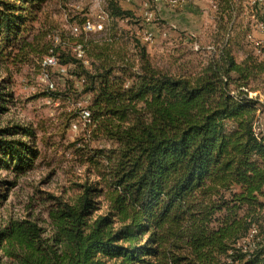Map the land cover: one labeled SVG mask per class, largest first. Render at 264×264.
Wrapping results in <instances>:
<instances>
[{
	"label": "trees",
	"instance_id": "trees-1",
	"mask_svg": "<svg viewBox=\"0 0 264 264\" xmlns=\"http://www.w3.org/2000/svg\"><path fill=\"white\" fill-rule=\"evenodd\" d=\"M238 1L215 0L225 30ZM44 2L0 0V67L45 54L71 66L91 97L92 131L110 147L88 150L102 180L56 202L49 235L27 218L1 220L0 264H264V134L259 97L249 95L264 81V42L263 56L237 60L241 41L228 32L199 72L175 75L152 66L144 48L131 61L115 40L74 39L83 58L40 43L32 32ZM106 9L113 20L133 16L116 0ZM7 81L0 114L13 98ZM35 137L23 125L0 128V171L32 169ZM15 185L0 179V209Z\"/></svg>",
	"mask_w": 264,
	"mask_h": 264
},
{
	"label": "rangeland",
	"instance_id": "rangeland-1",
	"mask_svg": "<svg viewBox=\"0 0 264 264\" xmlns=\"http://www.w3.org/2000/svg\"><path fill=\"white\" fill-rule=\"evenodd\" d=\"M116 1L133 16L113 20L106 9L108 0H45L32 33L40 35V43L60 46L77 57L82 51L73 41L77 38L115 40L116 49L121 48L136 63L144 48L152 66L175 75L199 72L218 54L220 38H226L228 32L241 41L240 46L233 44L237 60L249 52L263 56L258 46L263 40L251 33L260 29V22L264 23V0L240 1L234 27L227 30L220 26L215 0H177L175 5L168 0ZM86 21L98 23L99 29L81 31ZM223 21L227 22L226 17ZM78 27L80 32L76 33ZM54 55L58 58L60 50ZM46 56H30L28 61L0 67V79L8 78L6 85L13 93L9 111L0 114V128L23 125L32 129L36 134L33 144L39 151L34 167L19 177L0 171V179L16 180L0 209V225L1 220L27 218L49 235V212L56 202L70 200L81 184L102 180L98 168L87 157L88 150L110 147V141L96 137L90 119L84 121L81 116V109L87 108L91 97L71 74L72 67L57 60L45 68ZM252 86L257 89L249 95L258 96L260 102L255 128L264 134V81L258 80ZM64 90L69 92V99L45 95L46 91Z\"/></svg>",
	"mask_w": 264,
	"mask_h": 264
},
{
	"label": "built area",
	"instance_id": "built-area-1",
	"mask_svg": "<svg viewBox=\"0 0 264 264\" xmlns=\"http://www.w3.org/2000/svg\"><path fill=\"white\" fill-rule=\"evenodd\" d=\"M156 2H160L162 0H155ZM170 3H173L174 5L177 4V0H168ZM80 27V26H79ZM79 27H78V30H76V33L80 32L79 31ZM263 27V26H262ZM81 31L82 29L85 31H91V30H94V29H99V26H98V23L97 24H93L91 22H85L83 27L81 28ZM151 36L148 35L147 38H150ZM264 42V40L262 41ZM79 57H82L83 56V51H81L80 53L77 54ZM54 63H57V60H52V55L48 57V64L46 67H51L54 65ZM80 112H87L88 113V120H89V117H90V111L87 109V108H84V109H81ZM88 120H84V121H88Z\"/></svg>",
	"mask_w": 264,
	"mask_h": 264
},
{
	"label": "crops",
	"instance_id": "crops-1",
	"mask_svg": "<svg viewBox=\"0 0 264 264\" xmlns=\"http://www.w3.org/2000/svg\"><path fill=\"white\" fill-rule=\"evenodd\" d=\"M251 35L256 36L260 41L264 40V23L260 22V29L252 30ZM251 35L250 33L248 34L249 37H251Z\"/></svg>",
	"mask_w": 264,
	"mask_h": 264
},
{
	"label": "bare ground",
	"instance_id": "bare-ground-1",
	"mask_svg": "<svg viewBox=\"0 0 264 264\" xmlns=\"http://www.w3.org/2000/svg\"><path fill=\"white\" fill-rule=\"evenodd\" d=\"M52 60H55V57L53 55H52ZM47 64H48V59L45 62V65H47ZM54 64H56V63H54ZM80 113H81V116L83 117L84 120H88V113L87 112H80ZM90 117H89V119H90Z\"/></svg>",
	"mask_w": 264,
	"mask_h": 264
}]
</instances>
